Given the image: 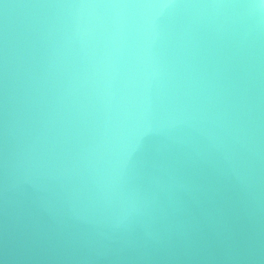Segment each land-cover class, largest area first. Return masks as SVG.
Instances as JSON below:
<instances>
[{"label":"clouds","instance_id":"9594fccd","mask_svg":"<svg viewBox=\"0 0 264 264\" xmlns=\"http://www.w3.org/2000/svg\"><path fill=\"white\" fill-rule=\"evenodd\" d=\"M0 214L68 264H264V0H0Z\"/></svg>","mask_w":264,"mask_h":264},{"label":"water","instance_id":"95a60500","mask_svg":"<svg viewBox=\"0 0 264 264\" xmlns=\"http://www.w3.org/2000/svg\"><path fill=\"white\" fill-rule=\"evenodd\" d=\"M236 254L225 245L215 244L200 253L207 259L191 264H246L228 258ZM59 257L54 241H49L24 216L12 218L0 214V264H68Z\"/></svg>","mask_w":264,"mask_h":264}]
</instances>
